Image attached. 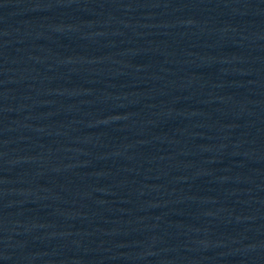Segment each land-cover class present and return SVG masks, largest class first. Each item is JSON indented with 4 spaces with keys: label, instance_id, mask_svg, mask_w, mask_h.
<instances>
[{
    "label": "water",
    "instance_id": "95a60500",
    "mask_svg": "<svg viewBox=\"0 0 264 264\" xmlns=\"http://www.w3.org/2000/svg\"><path fill=\"white\" fill-rule=\"evenodd\" d=\"M0 264H264V0H0Z\"/></svg>",
    "mask_w": 264,
    "mask_h": 264
}]
</instances>
